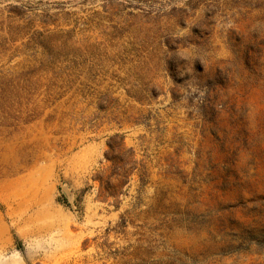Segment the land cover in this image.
<instances>
[{"label": "rangeland", "instance_id": "374dc122", "mask_svg": "<svg viewBox=\"0 0 264 264\" xmlns=\"http://www.w3.org/2000/svg\"><path fill=\"white\" fill-rule=\"evenodd\" d=\"M0 181V264H264V0H0Z\"/></svg>", "mask_w": 264, "mask_h": 264}, {"label": "bare ground", "instance_id": "6f19581e", "mask_svg": "<svg viewBox=\"0 0 264 264\" xmlns=\"http://www.w3.org/2000/svg\"><path fill=\"white\" fill-rule=\"evenodd\" d=\"M9 176V175H8ZM3 180V179H2ZM1 182V181H0ZM13 184V183H12ZM6 185V184H5ZM15 185V184H14ZM13 185V186H14ZM10 186V185H9ZM12 186V187H13ZM15 187V186H14ZM1 188V187H0ZM16 188V187H15ZM7 189H9V188H7ZM11 189V188H10ZM14 190V189H13ZM0 191H1V189H0ZM8 191V190H7ZM11 192H12V189L10 190ZM15 194H17V195H21V194H24L23 192H20L19 190H17L16 192H15ZM13 195V194H12ZM15 196V195H14ZM22 196V195H21ZM19 198V197H18ZM24 198H26V197H24ZM17 199V198H16ZM27 199V198H26ZM19 200V199H18ZM7 203V202H6ZM10 204V203H9ZM24 204V203H23ZM8 205V204H7ZM24 206H26V205H24ZM12 207V206H11ZM20 209H23L22 207L21 208H19V210ZM21 211V210H20ZM45 211V210H44ZM17 212V211H16ZM42 214H41V212H40V214H38V215H36V217L33 219L34 221H38L39 219H40V216H41ZM34 216V215H33ZM40 221V220H39ZM41 221H42V219H41ZM45 222V221H44ZM37 223H39V222H37ZM34 224H35V222H34ZM41 224V223H40ZM42 226V225H41ZM40 228V227H39ZM38 228V229H39ZM37 229V230H38ZM48 229V228H47ZM46 231V230H45ZM36 233V232H35Z\"/></svg>", "mask_w": 264, "mask_h": 264}]
</instances>
